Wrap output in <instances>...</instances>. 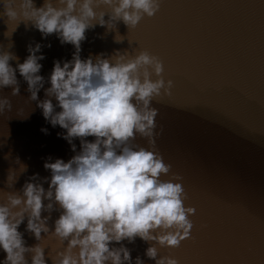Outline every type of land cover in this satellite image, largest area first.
Returning <instances> with one entry per match:
<instances>
[{"label":"clouds","instance_id":"obj_1","mask_svg":"<svg viewBox=\"0 0 264 264\" xmlns=\"http://www.w3.org/2000/svg\"><path fill=\"white\" fill-rule=\"evenodd\" d=\"M161 3L56 0L53 6L52 0H43L37 7L35 0H0L6 36L12 37L23 23L26 29L31 25L38 30L42 38L56 35L61 45L75 49L70 61H54L43 100L38 93L46 81L39 75L42 64L38 61L45 57L37 55L42 45H29L23 63L12 53L0 54V89L10 88L11 95L18 96L19 73L27 83L28 99L36 102L53 128L65 130L66 134L57 136L76 153L68 162H45L50 179L34 174L19 190L0 189V250L5 253L0 264H46V260L51 264H144L140 256L133 262L131 250L123 243L134 244L137 238L150 245L145 256L155 264H179L171 255L159 256V249H176L191 239L194 224L189 217L196 209L185 207L188 195L181 176L161 179L169 175L171 165L156 149L163 129L156 131L158 110L151 107L154 100L172 95L174 82L165 80L163 62L147 50L134 56L127 50L87 59L80 55L87 31L99 25L106 33L115 32L114 43L121 44L124 39L117 24L122 22L128 31L134 30L145 17H154ZM103 8L111 15L97 11ZM13 23L15 28L9 31ZM10 61H16V66ZM11 111V101L0 98V115ZM41 131L48 134L47 129ZM138 137L146 140L147 147L136 143ZM76 139L79 152L73 142ZM10 156L11 151L3 158L8 161ZM15 163L19 173L7 169L8 189H14L28 171L19 157ZM53 211L61 213L54 230L49 227ZM25 221V232L37 242L32 246H27L19 231ZM45 238L57 241L63 250L53 247L46 258V247L40 243Z\"/></svg>","mask_w":264,"mask_h":264},{"label":"water","instance_id":"obj_2","mask_svg":"<svg viewBox=\"0 0 264 264\" xmlns=\"http://www.w3.org/2000/svg\"><path fill=\"white\" fill-rule=\"evenodd\" d=\"M35 3L40 7L43 0ZM52 3L56 6V0ZM97 11L111 15L107 8ZM13 28L14 23L9 31ZM117 29L124 39L121 44L114 43L115 32L106 33L99 25L87 31L81 58L111 56L115 50L134 56L147 50L163 62L165 80L174 82L170 97L151 104L158 110L156 131L163 129L156 149L171 165L169 175L161 179L181 176L188 195L185 207L195 208L196 214L189 217L194 224L191 239L176 249H159V256L171 255L179 264H264V0H162L160 11L145 17L136 29L128 31L122 22ZM6 30L0 20V54L12 53L19 63L29 55V45H42L37 55L45 59L38 61L39 75L46 83L38 98L45 99L54 61H70L74 47L61 45L56 35L42 38L31 25L26 29L22 23L12 37L5 35ZM10 63L15 67L17 62ZM17 79L18 96H12L10 88L0 89V98L12 104L11 112L0 115V189L4 191L19 190L34 174L50 179L45 162H68L76 154L57 136L65 130L53 128L36 102L28 99L27 83L19 73ZM73 142L79 152V139ZM136 143L147 147L139 137ZM16 157L28 171L14 189H8L7 169L19 173ZM43 186L47 189L48 184ZM60 214H51L53 230ZM26 223L19 231L32 246L37 242L25 232ZM40 243L46 247V258L53 247L63 250L54 240L45 238ZM123 243L131 250L133 262L140 256L144 264H155L145 256L149 244L139 238L134 244ZM4 258L0 250V261Z\"/></svg>","mask_w":264,"mask_h":264}]
</instances>
